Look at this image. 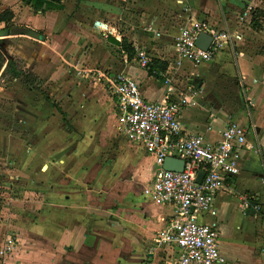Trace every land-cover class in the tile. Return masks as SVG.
Instances as JSON below:
<instances>
[{"label":"crops","instance_id":"1","mask_svg":"<svg viewBox=\"0 0 264 264\" xmlns=\"http://www.w3.org/2000/svg\"><path fill=\"white\" fill-rule=\"evenodd\" d=\"M54 3L60 7L35 11L19 0L26 11L23 23L42 38L3 34L0 42L5 56L23 71L0 78V193L6 194L0 203V243L7 232L18 237L16 249L0 264H167L170 249L156 246L155 234L170 208L142 193L153 175V158L117 131L115 99L100 72L128 74L148 100L164 96L168 76L182 88L195 85L200 89L196 103L181 111L180 121L184 132L199 134L206 142L214 143L229 120L248 128L253 148L240 150L237 173L215 195V212L203 213L199 221L216 226L208 220L218 214L216 199L234 195L238 208L257 222L260 257L255 256L257 247L237 238L228 247L218 240L224 264H264V216L252 205H239V195L247 193L264 206L259 178L264 53L249 52L264 37V17L258 29L252 26L253 12L264 11V0ZM5 9L14 15L11 6L1 11ZM188 16L229 31L230 43L210 61L193 64L175 57L173 39ZM123 39L134 50L126 61ZM139 47L146 48L152 67L139 65ZM28 72L42 80L40 87L27 84ZM124 142L127 160L123 150L117 151ZM111 150L119 158L114 163L101 158ZM250 153L260 158L257 168H244Z\"/></svg>","mask_w":264,"mask_h":264},{"label":"built area","instance_id":"2","mask_svg":"<svg viewBox=\"0 0 264 264\" xmlns=\"http://www.w3.org/2000/svg\"><path fill=\"white\" fill-rule=\"evenodd\" d=\"M230 40L226 28L188 16L173 39L174 54L177 61L187 59L200 64L210 61ZM135 56L141 67L151 64L145 47L135 48ZM123 60H127L126 53ZM98 77L105 79V86L115 99L117 131L141 145L153 158V175L142 193L170 208L165 225L155 234L156 246L170 249L167 264H224L215 224L201 222L199 216L215 212L211 209L215 195L225 186L226 179L237 173L240 150L253 148L247 142L248 128L229 120L214 143L206 142L199 134L184 132L180 121L181 111L196 103L194 96L200 89L195 85L182 88L168 76L164 96L148 100L124 72H100ZM166 157L181 159L182 169H165ZM262 166L259 178L264 185V157ZM1 200L5 199L0 197V203ZM239 201L240 207L252 205L264 216V206L252 195L242 193ZM262 231L264 245V224ZM17 244V235L7 232L0 243V259L13 252Z\"/></svg>","mask_w":264,"mask_h":264},{"label":"rangeland","instance_id":"3","mask_svg":"<svg viewBox=\"0 0 264 264\" xmlns=\"http://www.w3.org/2000/svg\"><path fill=\"white\" fill-rule=\"evenodd\" d=\"M9 6L13 8L14 15H13V18L8 22V24L6 23L4 24L0 22L1 41H2V38L6 35H13V36H16L18 34L25 35L24 30L27 29V26H28L27 24L23 23L24 12L26 11H23L22 8L20 7L19 0H0V11ZM3 34L4 36H2ZM18 49H19L18 47H15L14 50L17 51ZM244 49L245 51H247V49L243 47V50ZM249 52L250 53L252 52L264 53V37L261 41H256L252 43V46L250 47ZM18 65H20L19 62H18ZM27 76H28V79L26 80V82L28 85H31L32 87H36V86L40 87V84L42 81L41 79H37V77L34 76L33 73L31 72H28L26 77ZM9 77H10L9 75H5L4 79H8ZM109 124L113 125L112 121ZM127 148L128 146L126 142H124L122 145V148L121 149L119 148V150H117L119 153L121 152V150H123V154H122L123 160L125 159L127 160L129 157L126 154V152L128 151ZM112 150L111 152L106 153L108 154V156L101 154V158L104 160L109 158L110 162L113 161L114 163L116 159H119V158H118L117 153H115ZM258 161L260 162V158L256 156L255 154L250 153L245 160L244 168H257L256 164ZM75 176L76 178L79 177V175H75ZM11 179H17V178L11 177ZM12 186L20 190L19 185H17V183H12ZM5 196L6 194L0 193V197L2 199H5L4 198ZM215 202H216V206L218 207V214L216 215V217L208 215V220L216 222V227L218 229V234H219L218 240H219L220 246L225 247L227 245L228 247L229 242H232L233 240H236L237 238V241L241 243L245 242L247 243V246L249 247L255 246L256 248L259 244V241L254 232V226L257 224V222L254 220V217L243 213L237 206L238 202H237L236 197H234V195L230 193L219 196ZM255 256L260 257V254L258 253V247H257V254L255 253Z\"/></svg>","mask_w":264,"mask_h":264},{"label":"trees","instance_id":"4","mask_svg":"<svg viewBox=\"0 0 264 264\" xmlns=\"http://www.w3.org/2000/svg\"><path fill=\"white\" fill-rule=\"evenodd\" d=\"M25 3L30 5L35 11H43L46 8H50L52 6L60 7V4H55L54 2L60 3V0H24ZM13 17V13L10 9H5L0 12V22H4L8 24V22ZM264 17V11L260 9H256L253 12L252 17V26L254 28H259V20ZM1 42V39H0ZM122 49L127 53V56L131 58L133 56L134 50L133 48L123 39L121 41ZM152 65H149V68ZM164 65H161L160 68H163ZM9 74L13 77H18L23 74V71L17 66L16 62L7 56H5L1 46H0V78Z\"/></svg>","mask_w":264,"mask_h":264},{"label":"water","instance_id":"5","mask_svg":"<svg viewBox=\"0 0 264 264\" xmlns=\"http://www.w3.org/2000/svg\"><path fill=\"white\" fill-rule=\"evenodd\" d=\"M24 31L27 35L33 38L40 39L42 37L40 33L35 30L25 29ZM182 166H183V161L181 159L174 158V157H166L163 162V167L169 170L179 171L182 169ZM200 177H201V173H199L198 180Z\"/></svg>","mask_w":264,"mask_h":264}]
</instances>
